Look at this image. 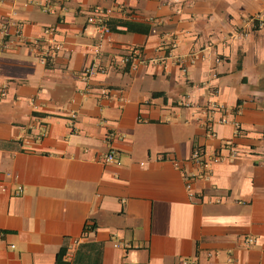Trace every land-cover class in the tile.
<instances>
[{"label": "crops", "instance_id": "0c3cea01", "mask_svg": "<svg viewBox=\"0 0 264 264\" xmlns=\"http://www.w3.org/2000/svg\"><path fill=\"white\" fill-rule=\"evenodd\" d=\"M3 22L0 264H264V0H0Z\"/></svg>", "mask_w": 264, "mask_h": 264}, {"label": "built area", "instance_id": "2783aa9c", "mask_svg": "<svg viewBox=\"0 0 264 264\" xmlns=\"http://www.w3.org/2000/svg\"><path fill=\"white\" fill-rule=\"evenodd\" d=\"M108 12H109V9L103 8L100 6H92L87 10L86 21L95 23L97 27V31H98L97 36L99 40H101L104 37V35L109 32V27L106 23ZM246 20H247L246 23L252 22L253 24L255 23L257 26L261 24V21H259L257 17H255V15H250L249 17H247ZM4 27H5V24L3 22L1 24L0 29L3 30ZM51 29H52L51 27H45L43 29V32L44 33L50 32ZM46 41H47L46 44L36 51V56L41 63L46 62V60L53 54V51L57 48V45L52 41V39L48 38L46 39ZM33 42L36 43L37 39H34ZM5 46L6 44L3 43L2 47H5ZM91 49L94 53H97L100 49V42L98 41L94 43ZM141 56H142L141 49L138 47H132V48L127 49L124 52V54L121 56V60L122 61H127L129 59L135 60V59H140ZM175 63L179 66L181 70L184 69V59L182 56H177L175 58ZM93 70H101V69H99L96 64L95 65L92 64V65L86 66L84 69L81 70V72L83 74H90ZM211 108H214V109L222 108V104H213ZM220 121H226V119L224 117H221ZM232 123L235 127V133H237L238 123L235 120L232 121ZM203 129L208 135H211L213 133V128H212L210 121L204 122ZM225 148L227 149V154L229 156H235L237 154V149L233 144L228 143L225 146ZM114 154L115 152L113 148H107V150L103 153V156H102L103 161H106V162L113 161L115 157ZM203 154H204V151L202 150V148H200L199 146H194L189 153V160L193 163L198 164L199 166L207 167L208 163L205 159L202 158ZM223 157L225 156H223V154L220 153V150L210 154V158L213 161L220 160ZM205 172L198 170L197 172L183 173L182 175L183 186L185 190L187 191L188 197L193 198L195 194V192L191 190L192 180L197 177H205L206 176ZM20 191H21V186L17 185L14 192L17 194ZM251 241H253V239L250 236L245 237L244 239L245 244H248ZM182 263L196 264V261L194 259H183ZM126 264H142V263L134 261V262H127Z\"/></svg>", "mask_w": 264, "mask_h": 264}, {"label": "trees", "instance_id": "16d2710c", "mask_svg": "<svg viewBox=\"0 0 264 264\" xmlns=\"http://www.w3.org/2000/svg\"><path fill=\"white\" fill-rule=\"evenodd\" d=\"M135 24H133V23H128V25H126L125 26V28L127 29V30H132V29H137V27L136 26H134ZM108 26H109V28H110V25H109V23H108ZM148 29V27L146 26V28H144V31H146ZM143 30V29H142ZM88 224L85 226V227H87L88 228Z\"/></svg>", "mask_w": 264, "mask_h": 264}]
</instances>
